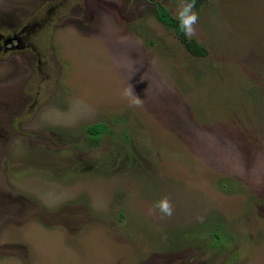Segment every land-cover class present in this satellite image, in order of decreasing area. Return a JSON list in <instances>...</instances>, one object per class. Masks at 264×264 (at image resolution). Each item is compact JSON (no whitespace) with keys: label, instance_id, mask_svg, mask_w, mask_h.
<instances>
[{"label":"rangeland","instance_id":"374dc122","mask_svg":"<svg viewBox=\"0 0 264 264\" xmlns=\"http://www.w3.org/2000/svg\"><path fill=\"white\" fill-rule=\"evenodd\" d=\"M179 2L0 0L34 45L0 57V263L38 264L19 234L42 216L101 230L95 264H264V0L195 6L205 55L156 17Z\"/></svg>","mask_w":264,"mask_h":264},{"label":"crops","instance_id":"0c3cea01","mask_svg":"<svg viewBox=\"0 0 264 264\" xmlns=\"http://www.w3.org/2000/svg\"><path fill=\"white\" fill-rule=\"evenodd\" d=\"M68 179L70 180V182H68V184L66 185H71L73 183V180H75L76 178H68ZM51 186L53 188L57 187V183H51ZM29 188L30 187L27 186L26 190L32 191L31 190L32 188L31 189ZM57 188L60 189L59 191H62V194L64 196H71L72 195L71 192H74L73 190H69L64 187L62 188L57 187ZM33 189L36 191V193L39 190L41 191L39 187H33ZM81 189L83 190L84 187L82 186ZM43 195L44 193L42 192L41 194L42 198L40 197V200L44 206H55L63 202V200L60 201L58 198H51V199L45 198ZM44 199L45 200L48 199V200L45 201ZM67 200L68 199L66 198V201ZM93 204L96 206L100 205L97 202ZM3 215L4 213L1 214L0 216ZM1 221H3V218L1 219ZM50 226H54V225H51L50 221L45 220L42 216H38L35 218V220L29 221L23 227H21L22 229L19 234L20 241L22 239L21 244L22 246L26 247L28 253H30L32 256L34 255L35 260H39L37 262L38 264H42V263L58 264L59 262H62V264H89V263L95 264L98 262L97 259L99 258H97L98 257L97 254H101L100 247L102 246L101 242L103 236V232L101 230L98 231L90 230L87 232L86 231L82 232L79 239L78 238L73 239L75 241L71 240V242H69V240H67V234L63 232V230L52 229L53 227L50 228ZM0 229L3 237V239L1 240H4V243L2 245L13 247L11 244L12 243L11 239L14 237L15 234H12L11 230H8L6 228L3 229L2 226H0ZM91 235L96 236V243L99 248L98 252H93L91 250L92 239L94 238L91 237ZM77 256H81V257L79 259H76ZM82 258L86 259V262L81 263L80 260ZM4 263L6 264L7 261H3L0 264H4Z\"/></svg>","mask_w":264,"mask_h":264},{"label":"clouds","instance_id":"9594fccd","mask_svg":"<svg viewBox=\"0 0 264 264\" xmlns=\"http://www.w3.org/2000/svg\"><path fill=\"white\" fill-rule=\"evenodd\" d=\"M174 15L177 20L179 30L187 37L192 38L196 35V24L199 16L195 10V0H180L174 6ZM125 97H130V105L134 107L142 106V99L134 94L129 85L123 93ZM154 209L158 210L161 217H171L173 205L167 198H161L154 202Z\"/></svg>","mask_w":264,"mask_h":264},{"label":"trees","instance_id":"16d2710c","mask_svg":"<svg viewBox=\"0 0 264 264\" xmlns=\"http://www.w3.org/2000/svg\"><path fill=\"white\" fill-rule=\"evenodd\" d=\"M205 0H195V6L200 5L201 3H203ZM155 14L157 19L165 24L168 27H173L176 32L178 33V36L180 38V41L184 44V46L186 47V49L188 51H190L192 54L195 55H205L207 50L206 48L198 43L196 40L187 38L178 28V24H177V20L175 19V17H173L170 12L168 11V9L163 6L160 3H157L155 6ZM102 122L100 123H94L91 124L90 126L87 127L89 132H95L98 131L99 126H101ZM101 124V125H98ZM103 127V125H102Z\"/></svg>","mask_w":264,"mask_h":264},{"label":"flooded vegetation","instance_id":"af4514ba","mask_svg":"<svg viewBox=\"0 0 264 264\" xmlns=\"http://www.w3.org/2000/svg\"><path fill=\"white\" fill-rule=\"evenodd\" d=\"M26 28L27 26L23 30L11 31L10 33L0 31V57L7 58V54L13 50L34 49V45L31 44V41L23 33Z\"/></svg>","mask_w":264,"mask_h":264}]
</instances>
